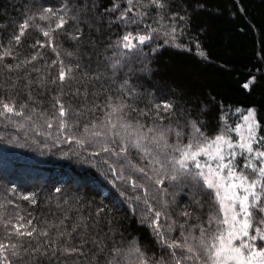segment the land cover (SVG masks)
Returning a JSON list of instances; mask_svg holds the SVG:
<instances>
[{"label":"snow or ice","instance_id":"1","mask_svg":"<svg viewBox=\"0 0 264 264\" xmlns=\"http://www.w3.org/2000/svg\"><path fill=\"white\" fill-rule=\"evenodd\" d=\"M21 17L7 39L0 35V117L48 136L55 128L63 142L85 152L95 146L94 157H115L116 163L105 161L113 183L130 187L120 195L160 254L142 247L138 236L128 239L103 200L93 209V201L56 188L55 206L66 210L51 221L0 199V264H264V126L257 108H237L242 122L234 127L222 113L209 135L191 107L178 108L174 97L158 96L155 86L149 91L139 80L153 73L144 47L161 35L173 44L190 26L187 9L171 11L170 0H111L107 7L101 0H28ZM33 31L43 39L29 44L26 55ZM61 36L73 47L64 48ZM196 47L207 59L198 41ZM45 48L54 55L50 63ZM256 82L253 75L243 88ZM33 86L52 93L48 108ZM20 88L27 99L20 100ZM69 97L82 103L77 107ZM207 110L202 105L200 113ZM35 196L20 199L36 205Z\"/></svg>","mask_w":264,"mask_h":264},{"label":"trees","instance_id":"2","mask_svg":"<svg viewBox=\"0 0 264 264\" xmlns=\"http://www.w3.org/2000/svg\"><path fill=\"white\" fill-rule=\"evenodd\" d=\"M46 2L55 4L56 0ZM170 3L171 11L180 12L181 15L187 9L191 16L190 26L183 35L178 32L173 44H164L165 38L161 35L144 47L143 51L148 54L147 59L151 61L153 68L151 76H139L145 88L152 91L155 86L158 96L165 99L174 97L178 108L191 107L194 118L206 121L205 131L209 135L220 127L219 117L222 113L236 111L237 108L245 110L250 106L256 107L257 119L264 126V0H170ZM26 4L28 0H0V35L5 39L13 31V22H19L22 18L21 13ZM101 4L107 7L111 0H101ZM201 4L204 7L198 8L197 5ZM147 22L152 23L151 19ZM84 32L87 35V27ZM111 32L119 34L120 29L113 25ZM109 34L108 31L104 33L105 37ZM115 38L112 35V39ZM37 39H43L38 32L29 34V39L24 42L26 55H31L32 50L28 49V45ZM59 40L63 42L64 48L73 47L66 37L61 36ZM197 41L207 59L197 55ZM157 44L163 47L152 55L151 49ZM175 44L182 47H176ZM103 46L101 44L100 49ZM41 51L50 63L54 58L51 49ZM96 58L93 53V63ZM8 62L12 61L9 59ZM41 64L43 60L36 66L40 67ZM35 75L33 73V77ZM253 75L257 77L256 84L250 90L244 89V83ZM16 91L20 92V100L27 99L22 88ZM32 92L35 97L44 101L45 108L49 107L51 92H44L35 86ZM12 94L15 95V92ZM69 99L77 107L82 103L76 97ZM202 105L208 108L203 114L200 113ZM7 131L19 132V137L24 134L13 123L0 117V133L9 136ZM260 135L264 136V129L260 131ZM23 140V150L2 146L0 142V199H13L26 212L40 220L49 221L59 219L66 210V206L62 205L59 209L55 206L61 194L91 200L94 202L93 209L95 202L103 200L105 205L113 209V215L119 220L128 239L138 236L142 247L148 246L150 253L160 254L149 229L138 224L120 192H116L100 172L80 168L64 159L53 158L48 162H41L34 155L36 152H31L35 145L32 138ZM13 185L17 189L15 194L6 191ZM56 188H61L62 193H56ZM27 193L36 194V205L20 199L22 194ZM180 200L183 203L185 197L181 196ZM71 215L75 217L76 211L73 210Z\"/></svg>","mask_w":264,"mask_h":264},{"label":"rangeland","instance_id":"3","mask_svg":"<svg viewBox=\"0 0 264 264\" xmlns=\"http://www.w3.org/2000/svg\"><path fill=\"white\" fill-rule=\"evenodd\" d=\"M227 116V122L232 127L235 126V123L242 122V114L237 113V111H227L224 113ZM51 131L52 135L48 136L43 134L44 129H31L28 128L26 130L20 129V133L22 136L19 137V132L7 131L8 135H3L0 133V142L2 146H6L8 148H14L23 150L25 146H23V139L32 138L34 149H31V152L35 151L34 154L41 162H48V160L59 159L68 162L69 164H73L79 166L83 169H93L101 173L102 177L106 178V182L116 191H130V187L122 184L119 181L113 183V175L108 171L107 163H116V158L109 157L106 154H101L100 156H92L91 153L97 151L95 146H90L85 152L83 149H79L77 145L72 142H63V137L61 134H58L55 128L48 130ZM60 135V142H58L55 138ZM13 141V142H9ZM56 155V157H55ZM1 157V156H0ZM4 159V158H3ZM133 159L136 160L135 153H133ZM58 161V160H55ZM90 161V162H89ZM139 163L138 160H136ZM110 175V176H109ZM122 198H124L122 196Z\"/></svg>","mask_w":264,"mask_h":264}]
</instances>
